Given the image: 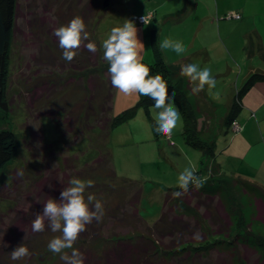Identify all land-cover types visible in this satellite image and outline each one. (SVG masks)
I'll return each mask as SVG.
<instances>
[{
	"label": "rangeland",
	"instance_id": "rangeland-1",
	"mask_svg": "<svg viewBox=\"0 0 264 264\" xmlns=\"http://www.w3.org/2000/svg\"><path fill=\"white\" fill-rule=\"evenodd\" d=\"M103 1L18 0L16 31L8 49V62L0 75V103L6 104L5 122L16 141L14 158L0 170V238L2 230L19 214L18 211L30 213L40 208L43 198L47 195L50 198L49 191L57 190L56 184L62 190L73 177L88 178L98 183L92 192L102 200L105 209L102 221H94L80 234L74 244L76 249L98 252L109 245L111 236L114 239L116 236L113 235L126 236L143 229V223L133 216H120L127 196L123 194L124 188H121L122 192L119 190L121 195H118L117 191L107 192L100 186V182L107 179L101 164L95 165L96 168L91 170L92 176H88L86 173H89L92 164L90 167L79 165L75 168L69 162L67 155L77 154L74 151L80 152L88 144L98 142L99 134L92 132L89 143L75 135L59 139L52 119L41 113L57 112L61 105H74L75 115L85 112L89 105L94 107L99 104L103 97L98 91L105 93L111 83L109 77L99 82L100 74L106 78L104 74L107 75L109 67L102 58L103 40L110 35L113 27L121 26L124 19L133 20L134 13L146 14V10H152L153 15L155 10V17L162 20L160 31L156 30L159 40L180 41L187 50L200 46L207 50L208 57L198 56L197 61L191 62L217 72L214 75L217 85L211 93L205 86L198 95L192 94L198 136L207 143L217 139V145L223 148L217 151L214 161L220 166L214 169L212 176L224 178L228 185L233 184L245 215L252 207L255 208L254 213L261 212L262 219L251 222L249 230L264 239V196L257 192L250 194L258 199L252 206L245 192H241L240 183L234 180L239 178L264 189V134L261 131L264 128V104L257 112L258 119L252 115L248 128L240 130L239 125L234 130L235 120L232 119L227 129L222 130L228 125L225 123L228 101L241 90L245 78L254 73V70L248 73L241 68L250 63L253 64L252 69L264 71L256 67L257 58H252L256 50L255 32L264 36V0H107L106 5ZM233 11H239L240 16L229 17ZM77 15L85 20L90 39L97 44L98 51L93 54L82 47L78 55L67 62L63 59V50L53 30ZM152 17H149L151 21L147 25L136 24L138 38L145 46L143 57L146 61L151 60L149 62L154 58L153 49L148 46V28L154 27ZM210 21L213 23L212 39L208 33ZM160 53L165 63L181 58L170 50H160ZM226 66L233 68V72H222ZM90 71L96 72L88 76ZM87 78L91 79V84L95 82L93 84L98 86L96 92L88 87L91 84ZM124 97L118 93L116 101L123 103ZM150 106L138 105L132 116L110 129L106 138L116 176L137 181L140 185L138 212L147 223L153 222L161 212L163 188L178 186L179 173L191 164L198 169L202 159L200 150L185 142L181 132L182 122L170 137L150 129V125L154 124ZM113 111H116L114 107ZM224 137H229L228 141ZM79 157L82 159L80 154ZM21 168L24 169V177L17 179L16 171ZM52 197L59 198V195ZM55 235L59 233H52L48 228L41 233L27 229L18 240L10 243L0 240V264H30L31 260L34 264H64L60 255L53 254L47 247ZM196 235H199L198 230ZM210 237L220 236L209 235L207 239ZM21 243L29 248L32 257L11 260V251ZM201 244L208 245L209 241L204 239ZM250 244L240 242L227 249H235L239 264H264V254ZM198 251H201L200 264H226L224 260L220 261L215 247L199 248Z\"/></svg>",
	"mask_w": 264,
	"mask_h": 264
},
{
	"label": "trees",
	"instance_id": "trees-1",
	"mask_svg": "<svg viewBox=\"0 0 264 264\" xmlns=\"http://www.w3.org/2000/svg\"><path fill=\"white\" fill-rule=\"evenodd\" d=\"M17 4L18 0H0V75L4 72L6 62H8V49L16 31ZM152 36L149 35V40L150 46L155 53V58L152 62H148L143 58V62L150 67V75H161L168 85L169 94H175V101L183 119L181 132L184 140L189 146L200 150L202 155L199 167L196 169L197 174L203 176L208 175L210 172V176L202 188L199 190L190 188V191L180 198H173L172 196L173 192L180 190L178 186L163 188L161 212L153 222L147 223L138 212V203L141 196L140 185L137 184V181L116 176L112 161L110 160L109 149L106 145V138L110 129L132 116L138 105L147 107L153 102L147 97L138 95L134 103L113 111L112 95L114 87L110 83V88L108 84L105 93L98 91L102 93L101 97L103 98L101 102L97 105L95 104L94 107L89 105L85 112L80 114L78 112L74 115V105L71 107L61 105L57 112H42L41 115L49 116L54 122L59 133V139L64 136L68 139L75 135L89 143L92 132L99 134L98 142L92 145L88 144L81 148L80 152L78 151L82 159L79 157L78 152L74 151L77 154L70 153L67 155L69 156L68 159H70L69 162L75 168L79 165H81L80 167L85 165H89L90 167V164H92L89 173H86L88 176L92 174V168H96L95 165L101 164L106 171L107 179L102 180L100 186L107 192L117 191L118 195L120 194L119 190L123 187V194L125 193L124 196L127 195L120 216H133L135 220L140 221L144 225L143 229L130 235H113L116 236L114 239L111 236L109 245L102 247L98 252L88 249H78L86 257L85 264H175V262L179 264H200L198 260L201 256V251H198V249L206 247H215L220 254V261L224 260L226 264H239V258L235 249L227 248L240 242L247 245H251L250 243H252L264 254V239L261 236H256L249 230L251 222L262 219L261 212L254 213V207H252L250 212L245 215L241 211L242 206L239 193L235 192L233 184L228 185L224 178L212 176L214 169L220 166L219 162L214 161L217 151L223 148L217 145V139L207 143L199 138V129H197L194 109L190 100L184 94L181 86L182 82L175 79L174 70L160 56L156 41ZM95 72L90 71L87 75L90 76ZM104 76L106 78H103V75L100 74L99 82H103L108 78V75L104 74ZM88 79L89 84H91V79ZM256 79H264V72L254 71V73H251L246 78L241 90L235 93L233 102L225 117L226 124L234 118L239 109L241 95ZM93 83L88 87L91 88L92 92H96L98 86ZM0 107L3 109L0 108L1 170L3 166L14 158L16 141L14 133L5 122V115L7 113L5 102H1ZM106 111L109 113H106ZM93 115H96V117ZM98 115L102 117H98ZM225 126H229V124ZM224 138L226 141L229 139V137ZM234 180L240 183L241 192H245L252 206L255 205L254 202H257L258 199L253 195L250 196V194L257 192V194L259 193L264 196V189L259 185L243 181L239 178H234ZM111 185H114V187ZM55 188L57 190L49 191L50 197L52 195H60V187L56 184ZM94 189L95 187L89 189V191L92 192ZM48 196H45L44 200L40 202L42 206L33 210V212L24 213L18 211L19 214L13 217L5 229L2 230L3 234L0 240L10 243L18 240L25 230L31 229V224L36 213L42 212L43 204L49 199ZM31 216L33 217L32 220H30ZM197 230L199 235H196ZM231 232L233 233L229 236L228 234ZM209 235H218L220 237H210V239H207ZM204 239L209 241L208 245L201 244V241ZM30 264H34V262L31 260Z\"/></svg>",
	"mask_w": 264,
	"mask_h": 264
},
{
	"label": "clouds",
	"instance_id": "clouds-1",
	"mask_svg": "<svg viewBox=\"0 0 264 264\" xmlns=\"http://www.w3.org/2000/svg\"><path fill=\"white\" fill-rule=\"evenodd\" d=\"M150 15V14H149ZM143 24L150 23L149 16L140 17ZM53 35L59 41L63 50V59L71 62L83 47L95 54L97 44L90 39L85 20L77 15L67 24L53 30ZM103 59L109 67L107 75L111 85L126 96L141 95L153 103L150 111L153 113L154 124L150 129L164 137H170L173 130L182 122V115L175 105V94H169V88L164 78L157 74L151 76L150 67L143 62L144 44L138 38L136 22L124 19L121 26L113 27L110 35L103 40ZM161 51H173L178 56L186 53L185 45L180 41L164 39L159 43ZM179 75L186 77L191 85V94L198 95L207 86L209 92L216 88L217 80L209 67L201 68L196 63L181 67ZM218 95V94H217ZM264 134V128L261 129ZM24 169L16 171V178L24 177ZM208 175H198L195 166L185 167L178 175L179 191L172 193L173 198H180L190 191V188L199 190L209 179ZM114 187V185H111ZM95 187L92 179L73 177L64 187L59 198L50 197L43 204L42 212L36 213L31 224L33 233L44 232L46 228L55 235L48 242V250L60 255L64 264H85L86 257L74 247L81 233L94 221H102L105 209L102 200L89 189ZM31 255L29 248L21 243L13 251L10 258L13 261L21 260Z\"/></svg>",
	"mask_w": 264,
	"mask_h": 264
},
{
	"label": "crops",
	"instance_id": "crops-1",
	"mask_svg": "<svg viewBox=\"0 0 264 264\" xmlns=\"http://www.w3.org/2000/svg\"><path fill=\"white\" fill-rule=\"evenodd\" d=\"M146 11H152V10H146ZM154 14H155V10H154ZM154 14H153L154 27L148 28V29H150L149 35H153L152 37L156 41V45L158 47V43L161 40H159V36H158L159 34L157 33L156 30L158 29V31H160L159 24H162V20H159L158 18H156ZM136 24H138V23H136ZM151 24H152V22H151ZM209 26H210L209 27L210 31H208V33H209L210 39H212L213 38V23L211 21L209 23ZM144 32H145V30H144ZM208 33H206L207 37H208ZM143 35H145V34L143 33ZM254 40L256 42V50H254V56L252 58H257L258 63H256V67L264 69V36L262 35L261 32L259 33V35L257 34V32H255ZM149 44H150V40H149ZM148 46L151 48L150 45H148ZM191 46H192V43L189 45V47H191ZM158 49H159V47H158ZM159 52H160V50H159ZM255 53H256V55H255ZM160 56L162 57L161 53H160ZM180 56H181L180 60H177V61L169 60L168 62H166V64L171 69L174 70L175 79H178L179 81L181 80V82H182L181 86L183 88L184 94H185L186 98L189 99L191 102L192 94L190 92L189 80H188V78L181 77L179 75L181 67L183 65L190 64L192 61H197L198 56H203L206 58V57H208V54H207V50L200 46L198 49L187 50L185 54L180 55ZM154 58H155V53H154ZM154 58H153V60H154ZM162 59H163V57H162ZM149 61H151V60H148V62ZM252 65L253 64L249 63L246 66H243L241 68V71H246L248 73L250 71H253V70L254 71H260L259 69H255V68L252 69V67H253ZM225 68H226L225 70L222 69V72H225V73L226 72L228 73L230 71L233 72V68L231 69L229 66H226ZM210 69H211L213 76L215 74H217V72L214 73V69H212V68H210ZM260 72H264V71L261 70ZM118 93L119 92L115 89L114 98H113V107L116 111L123 108L124 106H128V105L134 103L136 101V99L138 98L137 94L128 95V96L125 95V97L123 98L124 102L120 103V102L116 101ZM122 95H124V94H122ZM234 95L231 98V100L228 101L229 108L226 110V113H228V111L230 109V106H231L233 99H234ZM240 101H241V105H240L238 111L236 112L233 120L237 121V123L240 125V130H241L242 128L243 129L248 128V126L250 125V122L253 120L252 115H254L256 118L257 112L259 111V109H261L263 107V104H264V80L263 79L262 80H255L252 84H250L249 87L247 88V90L241 95ZM175 103H176V101H175ZM176 105H177V103H176ZM177 107H178V105H177ZM178 109H179V107H178ZM245 112H246L247 116H245V118H244ZM256 119H258V117ZM182 125H183V120H182ZM224 128L227 129V126L222 127V130ZM181 130H182V127H181ZM229 142H231V140ZM190 166H192V164ZM256 172L259 173V169H256Z\"/></svg>",
	"mask_w": 264,
	"mask_h": 264
},
{
	"label": "built area",
	"instance_id": "built-area-1",
	"mask_svg": "<svg viewBox=\"0 0 264 264\" xmlns=\"http://www.w3.org/2000/svg\"><path fill=\"white\" fill-rule=\"evenodd\" d=\"M151 12L152 11H147V13L146 14H144V13H139V14H133V20L136 22V23H142L141 22V20H140V17H142V16H144V15H147V16H149L150 18L153 16L152 14H151ZM150 14V15H149ZM229 17H234V18H238L239 16H240V14H239V12L238 11H233V12H230L229 13V15H228ZM234 127H233V129L234 130H236V129H238L239 128V124L237 123V122H235L234 121Z\"/></svg>",
	"mask_w": 264,
	"mask_h": 264
},
{
	"label": "water",
	"instance_id": "water-1",
	"mask_svg": "<svg viewBox=\"0 0 264 264\" xmlns=\"http://www.w3.org/2000/svg\"><path fill=\"white\" fill-rule=\"evenodd\" d=\"M106 4H107V0H104V1H103V5H106Z\"/></svg>",
	"mask_w": 264,
	"mask_h": 264
}]
</instances>
